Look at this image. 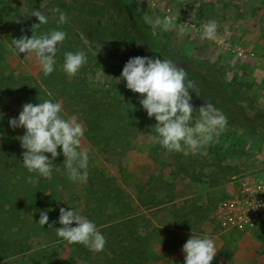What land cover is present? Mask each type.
Wrapping results in <instances>:
<instances>
[{"label": "rangeland", "instance_id": "rangeland-1", "mask_svg": "<svg viewBox=\"0 0 264 264\" xmlns=\"http://www.w3.org/2000/svg\"><path fill=\"white\" fill-rule=\"evenodd\" d=\"M6 1L0 0V7ZM140 1L145 5L147 23L166 42L224 68L227 79L243 84L244 91L264 110V0ZM201 3L214 4L209 8L213 11L208 10L207 21L217 22L220 43L201 39V26L207 22H199L196 16ZM169 13L187 28L185 36H178L176 30L163 32L155 26L158 16ZM12 27L11 16L0 17V200L8 201L6 208L13 207L12 218L0 209V264H85L71 258L73 248L56 234V228L61 227V207H73L97 228L128 216H139L141 224L149 219L161 228L162 237L156 247L158 257L164 261L169 255L173 259L185 257L183 252L178 255V251L192 234L215 239L222 232L225 237L220 239L225 248L219 249L214 242L217 254L212 264H264L263 244H256L252 236H246V231H223L214 216L217 204L232 197L237 175L264 168V140L258 134L228 123L218 141L192 151L167 152L157 143L154 128L150 127L156 123L154 118H148L137 94L128 90L125 82H116L121 74L110 68L104 58L106 52L99 51L100 45L98 50L89 52L83 41L75 42L71 37L64 40L58 48L54 79L47 82L48 76L43 75L34 55L14 53L13 39L21 35L15 34ZM81 28L88 40L94 36L97 41L108 37L109 28L91 20L83 22ZM27 30L21 37L40 35L33 26ZM239 48L243 55H239ZM77 51H83L88 61L75 76L69 77L62 69L64 53ZM190 78L194 86L206 87V76L198 74L186 80ZM201 91L194 87L190 90L191 103L197 110L205 103L212 104L213 94L203 98ZM47 99L61 103L65 118L77 117L84 128L81 148L90 157L85 183L73 184L68 180L63 155L54 162L51 180H39L49 185L46 196L51 193L50 187L55 190V207L51 209L57 211L49 232L46 225L38 223L40 212L48 209L36 210L31 206L37 192L27 195L30 185L37 183L27 182L28 176L34 174L28 173L22 164L24 150L18 137L24 130L9 125L24 103L37 104ZM195 116L198 112H194ZM90 121L94 129L111 125L115 136L111 133L114 140L108 146L93 140ZM152 177L175 183V196L159 206L143 207L138 197ZM156 195L165 199L166 191ZM47 212L51 221L53 211ZM252 246L256 247L254 255ZM115 259V255L104 250L96 252L87 264H114Z\"/></svg>", "mask_w": 264, "mask_h": 264}, {"label": "clouds", "instance_id": "clouds-1", "mask_svg": "<svg viewBox=\"0 0 264 264\" xmlns=\"http://www.w3.org/2000/svg\"><path fill=\"white\" fill-rule=\"evenodd\" d=\"M59 22H65V14L59 9ZM29 15L35 16L39 23H48V17L39 10ZM155 26L163 32L176 30L183 37L187 28L177 22L171 13L157 17ZM202 40L220 43L215 20L203 23ZM66 39L62 30H52L39 36L32 34L13 39V51L17 55L35 56L45 77L56 69V56L59 46ZM88 57L83 51L65 52L63 71L75 76L87 63ZM187 73L178 68L171 60L149 56L130 57L123 66L116 82H125L133 93L139 94V103L149 119L155 120L154 134L157 143L167 152L192 151L206 144L218 141L227 127L226 116L213 104L205 103L198 110L191 103L190 90L194 83L186 80ZM192 92V91H191ZM51 97V93L47 94ZM194 112L198 116L194 117ZM62 105L52 99L37 104L24 103L18 117L9 120L13 129L21 128L24 134L19 136L22 153V164L28 173V183H38L41 178L51 180L55 160L63 155V167L69 181L73 184L85 183L88 179L89 153L81 148L84 128L76 116L65 118ZM59 149V151H58ZM50 154V156L48 155ZM57 236L68 244H82L92 252L104 250L107 243L96 224L79 214L71 207L59 209ZM38 223L45 226L49 223L47 211L40 212ZM75 225V226H73ZM185 258L183 264H212L217 251L214 240L208 236L193 234L182 247Z\"/></svg>", "mask_w": 264, "mask_h": 264}, {"label": "trees", "instance_id": "trees-1", "mask_svg": "<svg viewBox=\"0 0 264 264\" xmlns=\"http://www.w3.org/2000/svg\"><path fill=\"white\" fill-rule=\"evenodd\" d=\"M213 6L212 3L200 4L196 15L199 22L207 21L209 11H213L209 8H213ZM55 9H59L65 14V22H59V12L54 11ZM35 10H39L48 17L47 24L34 27L39 21L35 16L29 14ZM145 13V5L140 0H70L65 2L7 0L0 7V17H12V28L15 34L23 36L24 32L28 31L27 28L31 26L39 34L51 32L54 29L62 30L66 33L65 41L69 37L75 42L83 41L89 52L92 49L98 50L100 45L99 51L106 52L104 58L110 68L116 69L120 74L130 57L149 56L171 60L178 68H182L187 73L186 79L198 74L206 76L208 83H206V87L196 84L195 90H202L200 94L203 98H206L211 92L213 94L211 95L212 104L226 116L232 127L249 130L264 140V110L258 107L249 93L244 91L243 84L227 79L224 68L210 63L207 59L195 58L166 42L158 30L147 23ZM86 20H91L101 27H108V37L97 41V37L94 36L88 40L81 28L82 23ZM23 29L25 30L23 31ZM54 73L55 71L46 78L47 82L54 79ZM190 80L193 81L191 78ZM221 98L223 100L220 104ZM136 99L139 100V94ZM92 123V121L89 122V127L94 131L91 134L93 140H97V143L104 142L108 146L114 140L112 135L115 136L111 125L94 129ZM48 186V183L44 182L30 185L27 195L37 192L31 203L34 209L53 211L51 221L49 219L48 223L50 225L47 224L45 227L49 232L52 230L51 222L56 217L57 210L51 209L55 207V202L52 200L55 195L54 188L50 187L51 193L46 196ZM175 186V183L162 177H152L146 187L141 189V196L138 197L140 205L143 207L159 206L165 203L168 198L173 199ZM159 191H166L167 199L158 198L156 193ZM7 202L6 199H1L0 209L12 218L13 207L9 206L7 209ZM141 220L139 216H128L111 222L103 228H98L107 241L104 250L115 255L114 264H149L151 261L161 259L155 250L156 244L159 243L158 238L161 237V228L149 219L145 220L144 224H141ZM151 237L154 240H151ZM70 245L73 248L71 258L80 259L85 264L96 253L82 244Z\"/></svg>", "mask_w": 264, "mask_h": 264}, {"label": "built area", "instance_id": "built-area-1", "mask_svg": "<svg viewBox=\"0 0 264 264\" xmlns=\"http://www.w3.org/2000/svg\"><path fill=\"white\" fill-rule=\"evenodd\" d=\"M238 53L243 55L242 48ZM235 184L232 197L217 204L215 219L223 231L253 232L264 223V168L237 175Z\"/></svg>", "mask_w": 264, "mask_h": 264}, {"label": "crops", "instance_id": "crops-1", "mask_svg": "<svg viewBox=\"0 0 264 264\" xmlns=\"http://www.w3.org/2000/svg\"><path fill=\"white\" fill-rule=\"evenodd\" d=\"M150 182V181H149ZM175 190H176V187H175ZM161 192V191H160ZM175 196V195H174ZM158 197V196H157ZM159 198V197H158ZM139 201V200H138ZM139 204H140V202H139ZM246 236H252L251 237V239L253 240V241H256V244L258 243L259 244V242L261 243V244H263L264 245V223L259 227V229L257 230V231H254V233H249V234H247ZM162 237V236H161ZM191 237V236H190ZM221 237H225V234L224 233H220V232H218L217 233V235H215L214 236V238L215 239H213L214 240V242H216L217 244H218V248L219 249H221V250H224L223 248H225V246H224V244H221V240L222 239H220ZM218 238V239H217ZM185 240V239H184ZM187 240V239H186ZM186 240H185V242H186ZM177 242H180V241H177ZM156 246L158 247V244H156ZM155 246V250L158 252V250H157V247ZM251 246V245H250ZM183 251L182 250H179L178 251V255L180 254V253H182ZM252 253H253V255L256 253V247L255 248H253V246H252ZM158 254H159V252H158ZM184 255H185V253H184ZM172 256L171 255H169V257L167 258V261H164V260H161V261H159V262H161V263H159V264H183V262H184V258L185 257H181V258H176V259H173V258H171Z\"/></svg>", "mask_w": 264, "mask_h": 264}]
</instances>
